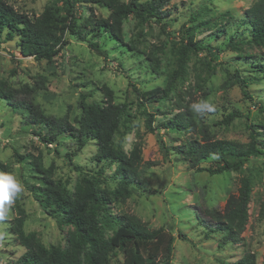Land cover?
<instances>
[{"label":"rangeland","instance_id":"1","mask_svg":"<svg viewBox=\"0 0 264 264\" xmlns=\"http://www.w3.org/2000/svg\"><path fill=\"white\" fill-rule=\"evenodd\" d=\"M4 1L16 13L34 19L54 0ZM254 1L172 0L167 7L163 30L153 20L139 23L128 16L122 26V41L118 42L93 27L94 20L107 19L110 11L80 0L74 7L76 33L65 34L68 44L50 63L22 57L18 39L3 43L4 33L0 34V81L15 89L18 99L38 105L45 115L66 116L75 125L81 114L82 98L96 107L104 105L102 86L112 90L115 104L126 105L114 144H120L128 154L138 136H142V160L155 166L143 174L142 187L124 203L112 199L108 209L112 216L133 215L148 228H160L173 235L171 264L233 263L247 252L254 254L256 264H264V220L259 215L264 197V153L242 159L239 169L221 175L196 172L174 148L190 139L199 140L200 135L160 126L177 112V101L182 105L189 103L192 108L207 105L198 111L213 140L243 144L249 138L246 125L264 126V74L252 72L255 69L251 68L264 63V47L248 44L250 28L244 15ZM191 33L193 41L206 50L188 54L186 73L167 99L141 104L137 92L165 85L168 74L175 69V49ZM231 43L238 45L236 49L231 48ZM92 44L100 53L91 48ZM153 45L164 47V54L158 53V72L152 70L144 56ZM224 67L230 68L231 73H226ZM234 69L246 79L250 99L244 98L240 88L233 85ZM197 75L201 88L193 91ZM146 113L154 117L152 126L160 134L161 144L155 134L143 136ZM230 113H237V117L225 124L223 119ZM24 115L22 111L13 112L7 102L0 99V163L6 168L0 173L11 174L19 182L21 190L16 197L27 215L25 233H36L45 246L63 247L71 228L59 229L34 200L32 190L42 187V176L33 169L32 157L41 155L43 167L53 169L55 180H68L69 190L84 174L99 180L98 185L104 191H114L119 185L112 176L116 165L93 160L95 141H88L80 151L75 141L64 135L51 145L44 144L41 137L46 135V130L26 126ZM256 130L262 132L260 128ZM229 161L238 159L229 158ZM217 164L211 159L200 166L213 168ZM242 177L249 178L252 185L248 222L239 243L219 247L221 235L207 232L208 218L203 212L221 211L227 197L236 194ZM13 205L14 202L6 205L7 216L0 220V264L16 260L24 252L15 244L10 231L15 216ZM110 232L106 230L107 235ZM178 234L184 238H178ZM121 261L122 255L118 254L111 264Z\"/></svg>","mask_w":264,"mask_h":264},{"label":"trees","instance_id":"2","mask_svg":"<svg viewBox=\"0 0 264 264\" xmlns=\"http://www.w3.org/2000/svg\"><path fill=\"white\" fill-rule=\"evenodd\" d=\"M171 1L128 0L123 3L118 0H83L84 3H92L110 11L107 19L94 20L93 27L109 34L118 42L122 41V26L128 16H133L139 23L153 20L163 30V21L168 16L167 7ZM77 2L80 0H54L38 17L30 19L26 15L16 13L4 0H0V34L4 33L3 43L13 42L17 38V47L22 57L52 62L60 50L68 44L64 39L65 34L76 33L74 7ZM244 15L250 28L248 44L264 47V0H255L244 11ZM192 36L193 33L189 34L187 39L182 40L176 47L175 69L168 74L165 85L137 92L141 104L164 100L173 94L177 81L186 73L188 54L206 50L195 43ZM230 45L233 49L238 46L234 43ZM91 48L100 53L96 50V45L92 44ZM158 53L163 55L164 47L153 45L144 53L154 72H158L160 66ZM251 68L255 69L252 72L264 74V63ZM224 69L226 73H231L230 68L224 67ZM235 70L237 69H234L232 74L235 78L233 85L240 88L244 98L250 99L246 79ZM199 81L200 77L197 75L193 91L201 88ZM101 90L104 105L96 107L85 103L82 98L79 107L81 114L73 125L66 116L61 118L47 116L38 105L18 99L17 91L0 81V99L6 101L13 112L25 113L26 126L34 125L46 130V135L41 137L44 144L51 145L59 136L64 135L74 140L80 151L88 141H95L96 151L93 160L109 166L115 164L112 176L119 184L114 191L106 192L99 187V180L95 177L81 174L73 189L69 190L68 180L64 182L55 180L53 169L43 167L41 155L32 157L33 169L42 176V187L32 190L34 200L44 213L54 220L59 229L68 227L71 231L67 233L65 246H45L36 233H25L24 224L27 215L15 196L13 199L15 216L11 221L10 231L15 244L22 247L24 252L16 260L6 264H111V260L118 254L122 255L120 264H171L175 241L173 235L160 228L150 229L146 223L133 215L112 216L109 212L111 200L124 203L136 189L142 187L143 174L155 164L142 160V136H138V140L133 143L128 154L123 151L120 144L117 146L114 144L113 139L119 133V121L125 113L126 105L115 104L113 92L108 87L102 86ZM180 97L181 94L178 95V98ZM236 117L237 113H230L223 122L228 124ZM153 118L152 114L146 113V131L143 136L146 133L155 134L161 144L160 134L156 133V129L152 126ZM203 120L202 113L190 107L189 103L182 105L177 101V112L160 125L186 133L196 132L200 135L199 140L190 139L174 148L175 153L188 163L190 169L207 172L212 176L221 175L239 169L242 166V159L264 153L263 125H246L249 138L246 143L240 144L229 140L211 139ZM258 128L262 132H258L256 130ZM164 151L166 154V147ZM229 158H236L238 161L231 162ZM211 159L218 163L215 167L200 166V163ZM67 160H71L68 155ZM165 162L168 163L166 159ZM5 171V165L0 163V172ZM238 184L236 194L227 197L221 211L203 212L209 221L205 220L206 223L202 219L206 224L207 232L221 235L219 247L239 243L248 222L251 181L247 177H242ZM259 215L264 220V197L260 204ZM107 229L111 231L110 235L106 234ZM177 237L184 238L180 234ZM221 264H256V261L254 254L247 252L233 263L221 262Z\"/></svg>","mask_w":264,"mask_h":264},{"label":"clouds","instance_id":"3","mask_svg":"<svg viewBox=\"0 0 264 264\" xmlns=\"http://www.w3.org/2000/svg\"><path fill=\"white\" fill-rule=\"evenodd\" d=\"M202 107H207V105H194L196 110ZM20 190L19 182L13 175L0 173V220L5 219L8 213L6 205L13 202Z\"/></svg>","mask_w":264,"mask_h":264}]
</instances>
